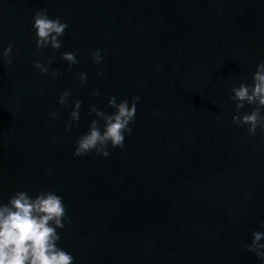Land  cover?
I'll return each mask as SVG.
<instances>
[{
    "label": "clouds",
    "instance_id": "obj_1",
    "mask_svg": "<svg viewBox=\"0 0 264 264\" xmlns=\"http://www.w3.org/2000/svg\"><path fill=\"white\" fill-rule=\"evenodd\" d=\"M32 20L37 51L47 47L60 50V38L64 36L69 25L61 22L59 17L51 18L46 8L35 12ZM12 52V45L9 44L0 57L8 66L13 63ZM91 58L97 65L103 63L101 50L94 51ZM61 59L69 67L79 63L75 52H63ZM52 62V59L47 64L37 60L35 68L44 75L57 77L58 71L49 72ZM97 76H104L102 69L97 72ZM77 78L81 84L88 81L87 74L83 72L73 77ZM231 92L230 100L235 103L236 109V114L232 116L233 123L239 127L247 126L249 136H255L258 128L264 131V61L256 65L251 83L241 82ZM71 95V89L60 93L58 103L61 107L68 105ZM93 95L99 96V90ZM139 99L135 96L130 100L125 98L117 102V97L111 96L108 99V107L113 109L111 113L90 105L88 115H94L95 118L91 120L88 132L77 138L73 157H84L95 152L96 155L107 158L110 155L109 148H124L125 134L132 132L130 124L135 121ZM246 104L253 106L252 110L241 115ZM81 107L80 100L73 102L65 131H71L79 122ZM50 115L57 118L60 114L52 112ZM65 221L71 223L63 197L52 190H41L34 197L27 191H17L8 198L7 203L0 202V264H74L73 255L58 246L61 236L57 230L65 228ZM262 239L264 231H254L251 242L244 247L264 260Z\"/></svg>",
    "mask_w": 264,
    "mask_h": 264
}]
</instances>
